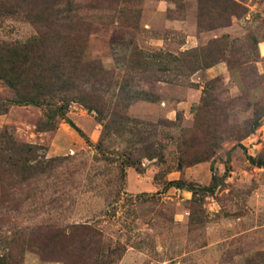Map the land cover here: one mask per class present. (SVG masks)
<instances>
[{
	"label": "rangeland",
	"instance_id": "1",
	"mask_svg": "<svg viewBox=\"0 0 264 264\" xmlns=\"http://www.w3.org/2000/svg\"><path fill=\"white\" fill-rule=\"evenodd\" d=\"M30 42L64 76L0 65V264H264V0H0Z\"/></svg>",
	"mask_w": 264,
	"mask_h": 264
},
{
	"label": "trees",
	"instance_id": "2",
	"mask_svg": "<svg viewBox=\"0 0 264 264\" xmlns=\"http://www.w3.org/2000/svg\"><path fill=\"white\" fill-rule=\"evenodd\" d=\"M0 65H4L2 70L5 72L1 76L17 92L25 88H38L48 83L53 74L57 80H62L64 76L62 73L57 74V71L53 73L54 69L44 64V55L35 42L1 48ZM67 123L80 133L73 123L68 120Z\"/></svg>",
	"mask_w": 264,
	"mask_h": 264
},
{
	"label": "crops",
	"instance_id": "3",
	"mask_svg": "<svg viewBox=\"0 0 264 264\" xmlns=\"http://www.w3.org/2000/svg\"><path fill=\"white\" fill-rule=\"evenodd\" d=\"M66 129H71V131H73L77 134L75 129H73L69 124L65 123V124H62V126L58 129L55 136H58V135L62 136Z\"/></svg>",
	"mask_w": 264,
	"mask_h": 264
}]
</instances>
